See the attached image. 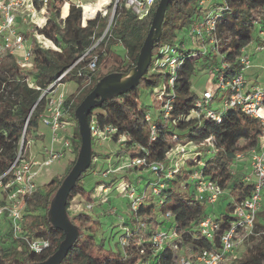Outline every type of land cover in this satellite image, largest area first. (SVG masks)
I'll list each match as a JSON object with an SVG mask.
<instances>
[{"label": "trees", "instance_id": "16d2710c", "mask_svg": "<svg viewBox=\"0 0 264 264\" xmlns=\"http://www.w3.org/2000/svg\"><path fill=\"white\" fill-rule=\"evenodd\" d=\"M104 1L102 0V3ZM263 3L264 0H221V2L218 0H172L165 12L160 45L176 51L178 59L174 75L172 76L170 70H165L159 63L154 64L156 59L161 60L163 56L157 50L153 55L148 73L141 78L135 89L104 101L87 117L89 123L91 116H96L99 128L105 126L115 128L117 133L112 137L113 141L123 135L125 142L130 146L126 149L129 157L143 158L147 164L161 163L167 167L168 139L171 135H176L181 141L180 131L188 129L186 142L196 145L205 139L212 138L216 152L210 160L204 161L205 166L202 171L209 180L216 182L226 191L231 199L228 213L222 214L224 220L231 219L230 214L235 203L245 196L241 174L230 175L229 165L236 152H243L257 146L260 126L255 120L242 115L238 109L226 112L220 124L206 119L184 121L182 117L190 113L197 97L191 89L190 82L194 60H200L205 56L206 63L210 62L212 65L211 60L218 56L219 62L213 67L211 73L219 69L222 63H226L232 72L237 71L239 69L236 61L237 53L252 39V18ZM60 4V0L48 2L47 22L41 29H35L30 24L20 28V33L29 41L31 52L29 68H21L13 56L5 55L0 58V172L12 163L25 120L41 92L63 73L66 74L61 79V83L71 82L78 86L77 91L67 96L64 101L65 119L69 127H74L70 139L76 159L80 137L74 117L75 108L100 78L112 72L125 73L135 64L156 8L154 6L147 17L139 19L119 3L114 12L109 35L91 48L94 40L101 37L106 26L100 14L87 19L85 27H82L80 10L72 9L67 15L68 4L63 5L61 10V16L66 18H59ZM92 7L94 9L92 13L101 9V5L92 4ZM222 7L224 10L219 12L221 15L216 20L214 33L212 32L218 42L215 48L210 45L208 36L196 35L191 32V29L195 22H203L207 13H211L213 9L218 12ZM35 33H37L36 41L43 48L36 43ZM186 33H188L187 36ZM50 40L59 48L58 51L51 50L56 49V46ZM115 42L121 44L124 57L111 50ZM93 59L95 68L90 71L88 65ZM152 68H155V72L150 73ZM27 77L31 78L39 90L26 85ZM171 77L174 79L172 84H169ZM141 90L148 91L151 97L155 92H164L163 101H153L157 108L155 114L139 107L138 99ZM171 98V110L166 116L165 111H159V109L166 100ZM43 107L41 100L34 108L26 128L25 141L32 138L43 139L44 136L38 133L39 115ZM147 112L151 114V124L156 128L157 137L152 141L149 139L148 122L144 120ZM240 141L242 145H239ZM99 155H101L100 152L92 150L93 158ZM74 162V160L68 162L62 175H56L47 184L38 186V189L26 200L22 219L24 231L29 236L47 239L50 247L41 254L29 252L19 240L11 236L8 227L2 224L0 264L39 263L56 251L63 239V234L51 227L46 214L52 197ZM196 166L197 164L192 160H186L184 168L173 178L163 180L166 186L161 190L163 204L158 210L161 214L170 211L174 215L176 227L186 242L194 246L208 247V243L197 238L196 231L198 223L206 216V209L197 201L195 190L188 181L190 169ZM91 168L92 165L80 176L76 186L71 190L66 209H68L69 201L77 194L90 200L91 190H85L79 183ZM155 212L153 203H143L136 211L129 212L124 224L131 231L130 242L121 249V253L117 252L114 257L104 252L106 256L104 258L100 254L103 246L101 242L97 244L98 250L95 253L86 252L85 243L93 237L86 234L82 226L89 218L83 213L70 217L71 222L78 228L79 234L61 264H176L173 254L169 251L155 258L149 252V242H146V239L162 222H158ZM259 219L264 221V207L257 217L255 226V231L259 232L260 236L253 238L255 242L247 249L243 257L232 264H264V224L261 225ZM139 240L141 242H138ZM140 250L144 253L140 254Z\"/></svg>", "mask_w": 264, "mask_h": 264}, {"label": "built area", "instance_id": "2783aa9c", "mask_svg": "<svg viewBox=\"0 0 264 264\" xmlns=\"http://www.w3.org/2000/svg\"><path fill=\"white\" fill-rule=\"evenodd\" d=\"M49 1L0 0V58L5 55L13 56L21 68L26 69L31 66L29 41L20 33L19 26L21 23L30 24L35 29H41L45 26ZM60 1L59 15H61L62 7L65 4H68L67 15L72 9L80 10L82 27H85L87 19L101 14L102 8L108 4L103 3L100 11L92 13L91 9H86L85 6L95 4L98 0ZM159 1L113 0L112 15H114L115 9L120 3L125 10L131 11L136 17L142 19L150 14L151 9L154 6L156 7ZM222 10H224L223 7L218 12L213 9L211 13L205 15L203 22H195L191 29V32L196 35L203 36L205 34L208 36L210 45L215 46V48H217L218 42L212 32L215 31L216 20L220 17L219 12ZM61 18L65 19L66 17L61 16ZM252 27V39L239 49L236 56L239 69L232 72L226 63H222L220 68L212 73V88L197 95L190 113L182 117L184 121L206 119L215 124H220L222 116L226 112L231 109H238L242 115L255 120L259 124L260 133L257 146L243 152H236L229 165L230 175L241 174L242 189L245 196L235 203L230 214L231 219L224 220L222 214L216 215L212 211L206 210V216L198 223L196 231L197 238L208 243V247L194 246L186 242L176 227L174 215L170 211L161 214L163 218L161 219V225L146 239V242H149V252L154 258L169 251L173 254L176 264H227L237 254V250L247 247L253 237L260 236V233L255 231V226L257 217L264 207V86L255 82L249 83L246 72L252 68L264 72V67L254 65L251 61L259 52L264 51V3L257 9L252 18ZM36 35L37 33L34 34V39ZM40 36L44 37L43 35ZM157 50L163 56L161 60L156 59L154 64L159 63L165 70L169 69L173 76L178 59L176 51L161 47L160 44ZM94 68V61H92L88 65V69L93 71ZM150 71V73L155 72V68ZM65 74L60 75L41 92L40 97L25 120L12 163L0 172V227L5 224L10 230L11 236L19 240L29 252L35 254L46 251L50 247V242L44 238L29 236L24 231L22 219L26 200L38 189L34 180L43 170H46L55 161L73 154L70 135L67 133L69 124L65 119L64 108V101L69 95L65 93V83L60 82ZM173 79L171 77L168 83L172 84ZM25 83L29 88L39 90V87L33 83L31 78L27 77ZM153 96V101L161 102L164 100L163 91L155 92ZM41 100L44 107L39 115V124L49 129L50 138L47 144L36 148L35 144L42 139L35 141V138H32L25 141V133L32 112ZM171 102L172 98L166 100L159 111H165L167 116L171 110ZM214 103H217V106H214ZM144 120L148 122L149 139L151 141L155 140L157 137L156 128L151 124V114L149 112L144 115ZM89 128L91 141L94 144L113 141L112 137L117 133V130L111 126L99 128L94 115L91 116ZM122 140L125 141L123 135L118 136L116 142ZM168 144L167 167L161 163L147 164L145 159L138 157H130L126 167L147 169L156 175L157 179L149 185L151 194L157 199V205L160 208L163 204L161 190L166 186L163 180L173 178L184 168L185 161L190 159L197 164L196 168L190 169L188 175V181L195 190L196 199L205 207H213L223 195L224 190L203 174L202 168L205 163L202 159H199L201 156L197 154L200 153H196L195 156H188L176 135L169 137ZM186 144L193 143L186 142ZM202 144L209 146L208 153L213 155L216 152L212 138L205 139L199 145H194L200 146ZM179 145H182V148ZM176 154L178 155L175 157ZM247 169L249 172L246 171ZM121 184L123 186L119 190ZM115 189L118 194H122L128 200L130 212L136 211L141 204L145 203L136 188L129 182L120 183ZM100 201L104 204L107 197H103V200ZM87 208H91V204ZM116 219V225L121 230L118 243L123 248L130 242L131 231L124 224V217L117 215ZM138 242H141V240ZM142 253L144 251L140 250V254Z\"/></svg>", "mask_w": 264, "mask_h": 264}, {"label": "rangeland", "instance_id": "374dc122", "mask_svg": "<svg viewBox=\"0 0 264 264\" xmlns=\"http://www.w3.org/2000/svg\"><path fill=\"white\" fill-rule=\"evenodd\" d=\"M218 2H221V0H218ZM104 3L108 4L102 8L100 18L105 22L106 26L102 31L101 37L94 40L91 48L95 47L102 38L108 36L109 30L112 28L113 0H105ZM95 4L102 5L103 3L102 0H98ZM88 9H91V12H93L94 9L92 4L88 6ZM59 18H61V15H59ZM25 24L26 23L20 24L19 29ZM187 34L188 33L185 35L187 36ZM56 49L51 50H59L57 46ZM111 50L114 53L119 54L121 57H124V49L119 42H115L112 45ZM205 59L206 57L204 56L200 60H194V69L190 78V82L192 91L197 95H200L203 91L212 88L213 74L211 72L213 67L219 62L218 56L211 60L212 65L210 62L206 63ZM92 61H94V59ZM251 61L254 65H260L264 67V51L259 52L256 57L251 59ZM246 74L258 77L257 83L262 86L264 85V72L261 70L250 69V71L248 70ZM77 89L78 86L76 84L71 82L65 83V93L67 95L75 93ZM153 97L149 95L148 91L141 90L138 99L139 107L155 114L157 108L155 104H153ZM213 105L217 106V103H214ZM73 130L74 127H69L67 133L71 135ZM187 131L188 129L180 131L179 135L181 138V144L184 146V150L188 156H195L196 153H200L197 155L201 156L203 161L210 160L213 155L208 153L209 146L207 144H202L200 146L186 144V141L188 140ZM38 133L42 134L44 137L42 140L39 139L40 142L37 141L35 144L36 148H40L44 144H47L50 138L49 129L42 124H39ZM36 140L38 139L35 138V141ZM182 145L179 146L181 147ZM239 145H242L241 141L239 142ZM129 147L130 146L123 140L119 142L103 141L97 144L92 142V150L100 152L101 155L95 157L91 164V170L84 174L79 183L85 190H91L90 200H86L84 197H81L77 194L69 201L67 209L69 218L75 217L79 213H83L89 218V220L83 224L82 229L86 234L93 237V239L88 240L85 243V249L87 253H95L98 250L97 244L101 242L103 245L100 250L102 258L106 257L104 252H107L110 254V256L114 257L117 252L121 253L122 249L118 243L121 230L116 225V217L117 215H121L126 219L130 211L126 197H124L122 194H118L115 189L118 184L129 182L136 188V191L141 196L142 201L149 204L153 203L156 210L155 213L158 217V222L163 219L160 211L158 210L159 206L157 205V199L151 194V188L149 185V183L155 181L157 177L147 169H131L126 167V164L130 158L126 153V149ZM177 155L178 154H176L175 157ZM72 160H76L73 154L55 161L51 166H49L46 170H43L39 176L35 178V184L37 186H43L47 184L52 177H55L56 175H62L65 172L68 162ZM107 171H109L108 174L103 176V174H105ZM246 171L249 172L248 169ZM122 186L123 184H121L119 190H121ZM103 197H107V201L104 202V204L100 201L101 199L103 200ZM89 204H91V208H87ZM229 204H231V199L227 196V192L224 191L223 195L213 207L204 206V208H209L208 210L212 211L214 214L220 215L223 213H228ZM260 224H264L262 219L260 220ZM252 239L250 240V243L247 247H242L240 250H237V254L227 264H232L234 261L241 259L248 247H250L255 242V239Z\"/></svg>", "mask_w": 264, "mask_h": 264}, {"label": "water", "instance_id": "95a60500", "mask_svg": "<svg viewBox=\"0 0 264 264\" xmlns=\"http://www.w3.org/2000/svg\"><path fill=\"white\" fill-rule=\"evenodd\" d=\"M172 0H160L153 12L147 34L139 49L135 64L125 73L112 72L100 78L92 90L75 108L80 146L76 160L57 188L50 201L47 220L53 229L63 234L56 251L47 259L33 264H61L78 238V228L68 216L66 203L71 190L76 186L80 176L89 169L93 162L92 141L87 117L89 113L104 101L125 94L135 89L141 78L150 68L153 55L157 52L162 35V25L168 4ZM114 16V15H113Z\"/></svg>", "mask_w": 264, "mask_h": 264}, {"label": "crops", "instance_id": "0c3cea01", "mask_svg": "<svg viewBox=\"0 0 264 264\" xmlns=\"http://www.w3.org/2000/svg\"><path fill=\"white\" fill-rule=\"evenodd\" d=\"M257 70V68H252L251 70ZM250 71V70H249ZM246 76H247V81H249V83H253V82H255V83H257V81H258V77H256V76H254V75H248V74H246ZM264 86V85H263ZM209 208H207L206 210L207 211H210V210H208Z\"/></svg>", "mask_w": 264, "mask_h": 264}, {"label": "bare ground", "instance_id": "6f19581e", "mask_svg": "<svg viewBox=\"0 0 264 264\" xmlns=\"http://www.w3.org/2000/svg\"><path fill=\"white\" fill-rule=\"evenodd\" d=\"M85 7H86V8H88V6H85ZM37 43H38V42H37ZM38 45H40V46H41V44H39V43H38ZM41 47H42V46H41ZM42 48H43V47H42Z\"/></svg>", "mask_w": 264, "mask_h": 264}]
</instances>
